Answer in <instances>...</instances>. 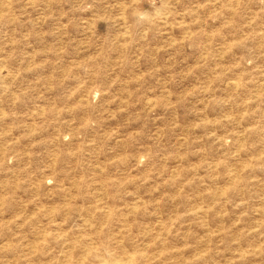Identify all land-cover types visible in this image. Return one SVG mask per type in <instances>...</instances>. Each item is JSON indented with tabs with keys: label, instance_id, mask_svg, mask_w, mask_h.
<instances>
[{
	"label": "rangeland",
	"instance_id": "374dc122",
	"mask_svg": "<svg viewBox=\"0 0 264 264\" xmlns=\"http://www.w3.org/2000/svg\"><path fill=\"white\" fill-rule=\"evenodd\" d=\"M0 264H264V0H0Z\"/></svg>",
	"mask_w": 264,
	"mask_h": 264
}]
</instances>
